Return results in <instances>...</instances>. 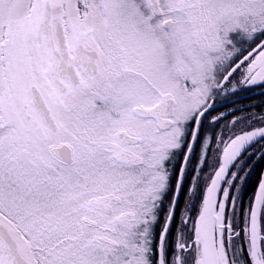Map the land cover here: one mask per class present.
<instances>
[{
	"label": "snow or ice",
	"instance_id": "1",
	"mask_svg": "<svg viewBox=\"0 0 264 264\" xmlns=\"http://www.w3.org/2000/svg\"><path fill=\"white\" fill-rule=\"evenodd\" d=\"M257 89L264 0H0V264H264Z\"/></svg>",
	"mask_w": 264,
	"mask_h": 264
},
{
	"label": "trees",
	"instance_id": "2",
	"mask_svg": "<svg viewBox=\"0 0 264 264\" xmlns=\"http://www.w3.org/2000/svg\"><path fill=\"white\" fill-rule=\"evenodd\" d=\"M247 94H249L248 97L244 98L241 101L242 105H251L250 108L256 109L258 111H262L264 110V92H262V90L257 89L255 91H250V92H246ZM230 99V98H229ZM229 99L225 100V101H220L218 102V104L216 105V111L213 113V115H216L218 113L224 112L226 111L230 106L225 104L224 102L228 101ZM264 170V161H256L255 162V170L253 171L248 184H249V188H253L256 183L258 182V178L260 176V174L263 172ZM251 194V192H249V195ZM246 203V201H245Z\"/></svg>",
	"mask_w": 264,
	"mask_h": 264
},
{
	"label": "rangeland",
	"instance_id": "3",
	"mask_svg": "<svg viewBox=\"0 0 264 264\" xmlns=\"http://www.w3.org/2000/svg\"><path fill=\"white\" fill-rule=\"evenodd\" d=\"M249 94L247 93H243L241 95L238 96H227V97H221L219 100L220 101H225L227 99H229L228 101L224 102L225 104L229 105L230 107L221 113H225L227 115V120L225 121V123H227L230 120H233L235 118V116H240V115H247L250 112L255 111L256 113H264V110L262 111H258L256 109L250 108L251 105H242L241 101L248 97ZM233 113H235V116L233 115ZM264 172V170H263Z\"/></svg>",
	"mask_w": 264,
	"mask_h": 264
}]
</instances>
